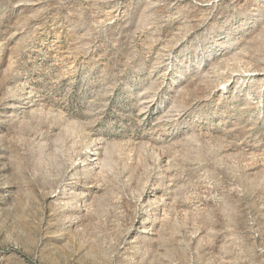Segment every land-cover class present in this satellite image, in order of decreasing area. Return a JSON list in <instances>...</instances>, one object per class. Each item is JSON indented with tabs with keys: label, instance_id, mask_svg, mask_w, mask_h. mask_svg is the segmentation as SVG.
<instances>
[{
	"label": "rangeland",
	"instance_id": "1",
	"mask_svg": "<svg viewBox=\"0 0 264 264\" xmlns=\"http://www.w3.org/2000/svg\"><path fill=\"white\" fill-rule=\"evenodd\" d=\"M0 264H264V0H0Z\"/></svg>",
	"mask_w": 264,
	"mask_h": 264
}]
</instances>
